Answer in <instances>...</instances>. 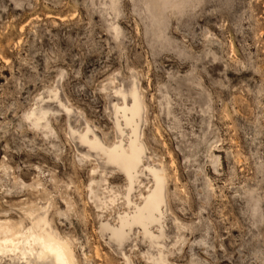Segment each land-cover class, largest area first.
<instances>
[{
    "label": "rangeland",
    "instance_id": "rangeland-1",
    "mask_svg": "<svg viewBox=\"0 0 264 264\" xmlns=\"http://www.w3.org/2000/svg\"><path fill=\"white\" fill-rule=\"evenodd\" d=\"M116 1L0 0V221L33 208L79 264H154L141 235L102 233L127 180L71 131L117 141L115 90L136 83L145 163L168 173L161 264H264V0ZM42 106L48 129L28 119ZM95 182L116 205L96 208Z\"/></svg>",
    "mask_w": 264,
    "mask_h": 264
},
{
    "label": "bare ground",
    "instance_id": "bare-ground-1",
    "mask_svg": "<svg viewBox=\"0 0 264 264\" xmlns=\"http://www.w3.org/2000/svg\"><path fill=\"white\" fill-rule=\"evenodd\" d=\"M112 1L114 4L117 2ZM113 30L116 34L120 33L118 25ZM115 94L120 101L114 105L115 124L119 133L117 141L107 144L90 126L84 131H71L79 144L87 148V152L82 154L84 159L96 156L104 166L120 171L127 180L123 196L126 210L118 213L113 222L102 221V233L108 235L120 248L133 241L134 236L141 235L149 246L147 259L154 264H161L165 261L164 249L169 239L166 228L170 210L168 173L163 166L147 163L149 156L142 139L141 127L146 107L138 85L133 83L129 91L118 88ZM49 113L42 106L32 109L28 113V119L35 127L48 129ZM142 178H146L148 182L142 183ZM95 183V188L89 187V193L99 202L96 208L103 211L116 205L118 200L115 192L107 187L102 188L99 182ZM140 188H144L145 192H139L140 201H137L134 193ZM35 213L33 208L26 211V216L31 219V226L25 225L23 221L17 224L10 220L0 221V264H58L57 256L48 252L45 246L58 252L59 260L64 264H79L71 242L61 232L50 228L45 217L42 220L36 219ZM122 254L129 261V256L124 252Z\"/></svg>",
    "mask_w": 264,
    "mask_h": 264
},
{
    "label": "snow or ice",
    "instance_id": "snow-or-ice-1",
    "mask_svg": "<svg viewBox=\"0 0 264 264\" xmlns=\"http://www.w3.org/2000/svg\"><path fill=\"white\" fill-rule=\"evenodd\" d=\"M45 247H46V250L48 252H51L54 256H57V258H58V264H64V262H62V261L59 260V253L58 252L54 251L53 248H51V247H48V246H45Z\"/></svg>",
    "mask_w": 264,
    "mask_h": 264
}]
</instances>
